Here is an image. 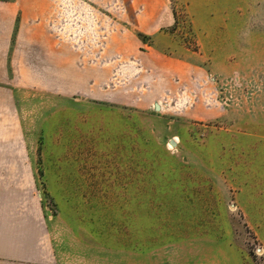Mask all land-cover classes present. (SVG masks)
<instances>
[{"label": "rangeland", "instance_id": "374dc122", "mask_svg": "<svg viewBox=\"0 0 264 264\" xmlns=\"http://www.w3.org/2000/svg\"><path fill=\"white\" fill-rule=\"evenodd\" d=\"M42 29L146 58L127 106L15 91L54 264H264V0H49Z\"/></svg>", "mask_w": 264, "mask_h": 264}, {"label": "crops", "instance_id": "0c3cea01", "mask_svg": "<svg viewBox=\"0 0 264 264\" xmlns=\"http://www.w3.org/2000/svg\"><path fill=\"white\" fill-rule=\"evenodd\" d=\"M48 1L0 0V264H54L52 252L44 245L40 209L26 202V179L32 171L27 170L26 139L15 91L80 96L127 106L139 90V62L146 60L129 63L126 69L131 79L118 77L126 72L127 64L90 70L82 55L81 60L75 56L73 45L43 31L42 15ZM173 64L178 73L187 71L184 65ZM34 243L36 250H32Z\"/></svg>", "mask_w": 264, "mask_h": 264}, {"label": "water", "instance_id": "95a60500", "mask_svg": "<svg viewBox=\"0 0 264 264\" xmlns=\"http://www.w3.org/2000/svg\"><path fill=\"white\" fill-rule=\"evenodd\" d=\"M154 110H156V111H159L160 110V105H159V103H154ZM169 144L170 145H172V146H174L175 145V141L173 140V139H170L169 140Z\"/></svg>", "mask_w": 264, "mask_h": 264}, {"label": "bare ground", "instance_id": "6f19581e", "mask_svg": "<svg viewBox=\"0 0 264 264\" xmlns=\"http://www.w3.org/2000/svg\"><path fill=\"white\" fill-rule=\"evenodd\" d=\"M174 140V139H173Z\"/></svg>", "mask_w": 264, "mask_h": 264}]
</instances>
